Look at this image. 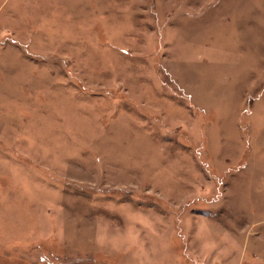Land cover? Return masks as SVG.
Here are the masks:
<instances>
[{
	"label": "rangeland",
	"instance_id": "1",
	"mask_svg": "<svg viewBox=\"0 0 264 264\" xmlns=\"http://www.w3.org/2000/svg\"><path fill=\"white\" fill-rule=\"evenodd\" d=\"M0 264H264V0H0Z\"/></svg>",
	"mask_w": 264,
	"mask_h": 264
}]
</instances>
